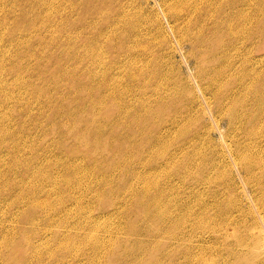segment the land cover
<instances>
[{
    "label": "rangeland",
    "instance_id": "obj_1",
    "mask_svg": "<svg viewBox=\"0 0 264 264\" xmlns=\"http://www.w3.org/2000/svg\"><path fill=\"white\" fill-rule=\"evenodd\" d=\"M0 264H264V0H0Z\"/></svg>",
    "mask_w": 264,
    "mask_h": 264
},
{
    "label": "bare ground",
    "instance_id": "obj_2",
    "mask_svg": "<svg viewBox=\"0 0 264 264\" xmlns=\"http://www.w3.org/2000/svg\"><path fill=\"white\" fill-rule=\"evenodd\" d=\"M170 9L173 11V8L172 7H170ZM255 160V159H254ZM251 161V160H250ZM252 162V161H251ZM254 163L256 162V161H253ZM262 165V164H261Z\"/></svg>",
    "mask_w": 264,
    "mask_h": 264
}]
</instances>
